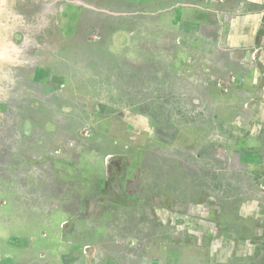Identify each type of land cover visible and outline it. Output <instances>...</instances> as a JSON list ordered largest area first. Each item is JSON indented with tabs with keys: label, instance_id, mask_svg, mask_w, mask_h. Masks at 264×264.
Wrapping results in <instances>:
<instances>
[{
	"label": "rangeland",
	"instance_id": "obj_1",
	"mask_svg": "<svg viewBox=\"0 0 264 264\" xmlns=\"http://www.w3.org/2000/svg\"><path fill=\"white\" fill-rule=\"evenodd\" d=\"M4 4L0 264H264V0Z\"/></svg>",
	"mask_w": 264,
	"mask_h": 264
},
{
	"label": "trees",
	"instance_id": "obj_2",
	"mask_svg": "<svg viewBox=\"0 0 264 264\" xmlns=\"http://www.w3.org/2000/svg\"><path fill=\"white\" fill-rule=\"evenodd\" d=\"M149 104H151V103H149V101L147 99L143 100V104L141 105L142 108H144L142 110L143 114L150 115L152 118H155V119H158L160 117V115L164 114L163 112H161V106L160 105L157 107V109H155L152 105H149ZM202 158L203 157L201 156V159ZM199 166H200V173L197 174L193 171L194 173H193V176L191 178V182L193 185L195 184L194 187L196 189L195 188L194 189L197 190L198 192H200V193L208 192V191L212 190V186L214 185L213 180L211 179L210 171H208L209 168L206 167V165L204 164L203 161ZM196 183H197V185H196ZM189 195H191V194H189ZM192 200L194 201L195 199H192Z\"/></svg>",
	"mask_w": 264,
	"mask_h": 264
},
{
	"label": "flooded vegetation",
	"instance_id": "obj_3",
	"mask_svg": "<svg viewBox=\"0 0 264 264\" xmlns=\"http://www.w3.org/2000/svg\"><path fill=\"white\" fill-rule=\"evenodd\" d=\"M4 2H8V3H9V0H0V5H1V6H4V5H5ZM7 5H8V4H7Z\"/></svg>",
	"mask_w": 264,
	"mask_h": 264
},
{
	"label": "crops",
	"instance_id": "obj_4",
	"mask_svg": "<svg viewBox=\"0 0 264 264\" xmlns=\"http://www.w3.org/2000/svg\"><path fill=\"white\" fill-rule=\"evenodd\" d=\"M202 16L208 17V16H210V14L205 12V13L202 14Z\"/></svg>",
	"mask_w": 264,
	"mask_h": 264
}]
</instances>
